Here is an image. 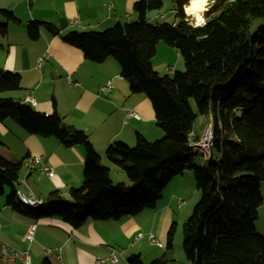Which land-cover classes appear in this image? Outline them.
Masks as SVG:
<instances>
[{"label":"trees","instance_id":"obj_1","mask_svg":"<svg viewBox=\"0 0 264 264\" xmlns=\"http://www.w3.org/2000/svg\"><path fill=\"white\" fill-rule=\"evenodd\" d=\"M189 2L174 0V23L147 18L148 12L163 8V0H137L136 21L63 36L88 60L101 63L115 58L131 91L144 93L153 105L163 138L149 141L138 134L135 146L117 141L106 151L130 184L113 182L111 168L89 135L68 124L56 107L46 114L30 103L0 97V121L13 119L30 134L54 136L65 147L85 148L83 185L72 188L67 201L55 191L38 206L26 205L17 195L24 160L13 163L0 154V198L8 190V206L35 220L60 217L73 228L88 220L117 221L155 208L166 186L193 169L201 197L183 226L189 264H264V235L256 228L264 200V0H211L205 24L195 26L184 13ZM3 14L16 19L12 12ZM257 21L262 23L251 30ZM42 27L59 34L53 23L36 20L29 23L30 35L37 37ZM159 42L180 52L184 71L169 76L154 69ZM19 88L20 74L0 68V91ZM190 99L201 114L212 117L210 157L190 145L195 121ZM197 156L203 158L198 164ZM174 231L172 226L167 251L150 264H176ZM128 263L145 264L139 254L131 255ZM43 264L52 263L45 259Z\"/></svg>","mask_w":264,"mask_h":264},{"label":"crops","instance_id":"obj_2","mask_svg":"<svg viewBox=\"0 0 264 264\" xmlns=\"http://www.w3.org/2000/svg\"><path fill=\"white\" fill-rule=\"evenodd\" d=\"M136 1L0 0V68L21 76V88L0 91V97L30 103L46 114H52L56 107L68 124L89 135L103 163L114 171L115 176L121 174V179L124 174L106 157L108 147L117 141L134 146L138 134L155 141L163 138L165 132L156 123L150 99L144 93L131 91L115 58L109 57L101 63L88 60L81 49L66 43L63 36L74 30L102 31L117 22H133L137 18L132 11ZM3 11L12 12L16 19L8 18ZM205 12L206 8L203 15ZM163 13L162 9L150 11L147 18L151 22L177 21L175 12L171 18V14ZM160 15L164 17L160 18ZM36 20L53 23L59 28V34L42 27L38 36L32 37L28 26L30 21ZM180 56L176 48L159 42L152 59L153 67L159 73L167 68L173 71L174 67L169 63L178 66ZM109 80L114 84L113 91L101 93L100 87ZM129 111L138 113L140 118L130 116ZM0 154L13 163L27 157H39L53 169L52 175L39 171L27 174V168L23 166L20 188L36 198L46 199L51 192L59 191L69 200L70 190L83 185V146L65 147L54 136L30 134L13 119L0 121ZM202 159L199 157V162ZM111 178L116 183L114 175L111 174ZM262 192L264 195V185ZM164 198L155 208L136 216L117 221L88 220L80 228H73L60 217L32 219L8 206L3 196L0 198V241L19 252L29 250L31 264H43L45 259L52 264H96L97 259L108 258L113 250L120 252L118 262L106 260L104 264H129L131 255L139 253L142 260L145 256L143 248L132 245L133 239L140 241L149 233L164 236L171 210L168 203L171 198ZM256 228L264 235V200ZM30 229H34L31 242L25 239ZM140 233L143 237L136 240ZM124 242L127 247L131 245L129 250L118 248L117 243ZM47 248L53 251L46 252ZM16 263L24 264L21 259Z\"/></svg>","mask_w":264,"mask_h":264},{"label":"rangeland","instance_id":"obj_3","mask_svg":"<svg viewBox=\"0 0 264 264\" xmlns=\"http://www.w3.org/2000/svg\"><path fill=\"white\" fill-rule=\"evenodd\" d=\"M209 2L210 1L208 0L207 5H206V10L208 8ZM174 7H175L174 0H163L162 11L167 13L168 15L171 14V16H169V18L175 16V13L173 12ZM132 11L137 14V18L135 19V21H136L138 19V13L135 11L134 4L132 5ZM165 13H163V14H165ZM184 13H185L187 20L189 22H193L194 25L197 24L194 21V15L187 13L186 8H184ZM113 16H115V14ZM161 22H167V20H164ZM261 23H262V21H257L255 24H253L251 30H253V29L255 30L257 28V26ZM180 57H181V60H180L178 66L174 65V63H169V65L174 67L173 71H172V69L167 68L166 71H160V74L161 75H167L168 74L169 76H173L174 72H176V71H184L185 70V63H184L182 56H180ZM189 103H190V106H191L193 112L195 113V121H194V125H193V134H191V136L195 135V136H198L199 138H201L204 135L206 128L209 126V124H213L212 117L210 116V114H201L198 111L196 104H195L193 99H190ZM196 149H197V151H199L198 148H196ZM213 153H214L215 157H217V151H216L215 147L213 148ZM197 157H201V156H197ZM195 162L198 164L199 158H197V160ZM118 170L124 174V177H123L124 179H121V174H120V177L115 176L114 171H113L112 175H114L116 183L128 182L127 184H130V181H129V178H128L126 172L120 167H118ZM22 173H23V169L21 170V174ZM121 180H124V181H121ZM173 180L166 186V188L163 192V196H165L164 199L168 200L169 198H171L170 201L168 200V203L170 205L171 210H170V214H169L168 219H167V227H166V231L164 233V236L158 237L156 235L157 236L156 238L162 244V246H159L156 242L150 241V239H149L150 233L146 234L145 237L143 239H141L140 241H135L134 239L131 241L133 246L136 245L137 248H143L142 250L145 251V256L143 258V262L145 264H150L154 259L162 256L164 254V252L167 251L168 233H169L170 229L172 228V226L175 227L174 236H173L172 254H173L174 258L176 259V264H188L189 263L187 258H186L184 249H183V239H184L183 226H184L185 221L192 215L196 204L200 200L201 193L197 189L193 169H186L183 172V174L178 176V178L175 182H173ZM263 185H264V183H263ZM172 193H174V195H173V197H170ZM4 198H6V195L4 196ZM64 200L67 201L68 200L67 197H65ZM117 246L119 249L129 250L131 245H129L127 247L126 242H124V243H117ZM153 256H155V257H153Z\"/></svg>","mask_w":264,"mask_h":264},{"label":"built area","instance_id":"obj_4","mask_svg":"<svg viewBox=\"0 0 264 264\" xmlns=\"http://www.w3.org/2000/svg\"><path fill=\"white\" fill-rule=\"evenodd\" d=\"M163 17L164 15H160V18H163ZM189 24L195 26L193 22H189ZM204 24H205V21H203V23L199 25H204ZM113 89H114V84L112 80H109L107 83H105L104 85L100 87L101 93H104V94H108L112 92ZM128 113L132 117H135L137 119L140 118V115L136 112L129 111ZM190 145L195 146L201 152L202 151L205 152L207 157H210L211 152H212V147L214 145L213 124H209V126L206 128L204 135L201 138H197L195 135H192L190 139ZM23 166L27 168V174H30L34 171H39L40 173L46 174V175H52L54 173L53 169L48 167L44 162H42L39 157H27L23 161ZM24 182H25V179L22 181V184ZM17 195L23 203L29 206H38L44 202V199L34 197L33 195L25 191L23 188L18 189ZM142 237H143V234L140 233L136 236V240H139ZM25 239L29 242L34 240V229H30L28 231V233L25 236ZM149 239L152 242H156L159 246H162V244L158 241V239L156 238L154 234H150ZM45 251L52 252L53 250L47 248ZM29 253H30L29 250H26L23 252L16 251L10 248L9 246H7L2 241H0V264H17L16 262L18 259H21L24 264H31ZM119 257H120V253L116 250H113L110 253L108 258L97 259L96 264H104L106 260H110L111 262L116 263L118 262Z\"/></svg>","mask_w":264,"mask_h":264},{"label":"bare ground","instance_id":"obj_5","mask_svg":"<svg viewBox=\"0 0 264 264\" xmlns=\"http://www.w3.org/2000/svg\"><path fill=\"white\" fill-rule=\"evenodd\" d=\"M208 0H190L186 5V11L194 15V21L198 25L205 21L203 12L205 11Z\"/></svg>","mask_w":264,"mask_h":264}]
</instances>
